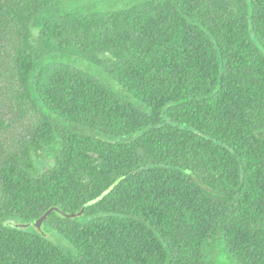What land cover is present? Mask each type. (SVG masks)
I'll list each match as a JSON object with an SVG mask.
<instances>
[{
	"label": "trees",
	"instance_id": "obj_1",
	"mask_svg": "<svg viewBox=\"0 0 264 264\" xmlns=\"http://www.w3.org/2000/svg\"><path fill=\"white\" fill-rule=\"evenodd\" d=\"M63 1L0 0V264H264V0Z\"/></svg>",
	"mask_w": 264,
	"mask_h": 264
},
{
	"label": "rangeland",
	"instance_id": "obj_2",
	"mask_svg": "<svg viewBox=\"0 0 264 264\" xmlns=\"http://www.w3.org/2000/svg\"><path fill=\"white\" fill-rule=\"evenodd\" d=\"M144 0H64L54 8L45 12L42 17L34 24V27L38 29L44 24L46 20L54 19L59 16H63L68 13L82 12L90 13L92 11L98 10H113L118 8H123L131 4L141 3ZM59 63H69L74 65L80 70H89L91 74L100 78L102 81L108 85L111 82L105 77L106 75L97 67H93L80 59L71 58L63 59L60 56L53 57ZM53 150L49 153V160L38 164L39 168H46L49 162L53 159ZM46 237L54 244L58 245L61 249H69V244L58 234L52 231H48ZM203 263L204 264H236L231 256L226 251L223 243L219 240L213 242L209 246H204L203 248Z\"/></svg>",
	"mask_w": 264,
	"mask_h": 264
},
{
	"label": "water",
	"instance_id": "obj_3",
	"mask_svg": "<svg viewBox=\"0 0 264 264\" xmlns=\"http://www.w3.org/2000/svg\"><path fill=\"white\" fill-rule=\"evenodd\" d=\"M53 211H56V212H59L57 209L55 208H50L48 209L37 221H35L32 226L34 228H36V230L38 232L41 231V227H42V224L43 222L47 219V217L53 212ZM81 215L80 213L78 214V216ZM65 218H74L76 215H63ZM22 227H26V226H22Z\"/></svg>",
	"mask_w": 264,
	"mask_h": 264
}]
</instances>
